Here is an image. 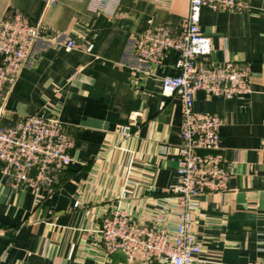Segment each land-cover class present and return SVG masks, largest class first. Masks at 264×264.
Instances as JSON below:
<instances>
[{
	"label": "crops",
	"instance_id": "crops-1",
	"mask_svg": "<svg viewBox=\"0 0 264 264\" xmlns=\"http://www.w3.org/2000/svg\"><path fill=\"white\" fill-rule=\"evenodd\" d=\"M189 11V0H121L113 16L91 12L87 0H0V23L20 13L40 35L6 117H57L74 140L73 162L38 190L14 188L0 163V264H148L141 254L105 255L97 230L114 208L151 222L181 182V103L161 88L163 77L179 73L180 54L168 52L147 74L133 37L150 24L181 30ZM200 26L212 40L211 63L248 67L252 93L195 95L197 112L223 120L220 154L231 172L227 192L195 200L198 264H254L264 260V0H251L243 14L205 7ZM68 40L77 47L68 50ZM134 113L140 125L122 139L115 131Z\"/></svg>",
	"mask_w": 264,
	"mask_h": 264
},
{
	"label": "built area",
	"instance_id": "built-area-1",
	"mask_svg": "<svg viewBox=\"0 0 264 264\" xmlns=\"http://www.w3.org/2000/svg\"><path fill=\"white\" fill-rule=\"evenodd\" d=\"M58 1L48 0V4ZM87 1L91 12L113 16L121 0ZM189 2V15L181 30L150 24L133 37L134 58L148 69H140L147 74L149 67L160 65L168 52L180 54L176 65L179 73L163 77L161 88L164 97L178 96L181 103V140L174 155L181 182L172 191V201L163 205L151 222L134 220L120 208L111 210L97 230L100 247L107 256L122 253L131 261L141 254L148 264H198L203 249L192 231L195 200L205 194L225 193L229 188L231 172L220 154L223 120L216 114L197 112L195 95L199 91L225 99L249 95L251 74L248 67L230 61L211 63L212 40L201 29V13L205 7L216 12L248 13L251 0ZM39 40V26L20 13L0 23V163L4 177L14 188L47 187L73 162L74 140L60 119L6 117L8 96L29 66ZM65 47L72 50L77 46L68 40ZM140 121V115L134 113L115 133L122 139L130 138ZM172 212L178 219L174 225L168 221ZM254 264H264V260Z\"/></svg>",
	"mask_w": 264,
	"mask_h": 264
}]
</instances>
